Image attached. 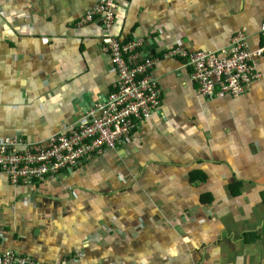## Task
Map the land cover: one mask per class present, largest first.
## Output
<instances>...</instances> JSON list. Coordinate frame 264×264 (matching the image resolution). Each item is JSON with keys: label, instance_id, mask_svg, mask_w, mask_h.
Returning a JSON list of instances; mask_svg holds the SVG:
<instances>
[{"label": "crops", "instance_id": "crops-1", "mask_svg": "<svg viewBox=\"0 0 264 264\" xmlns=\"http://www.w3.org/2000/svg\"><path fill=\"white\" fill-rule=\"evenodd\" d=\"M107 31L154 58L158 109L116 149L15 186L0 174V253L29 264H264V56L239 96L197 93L175 47L260 44L264 0H118ZM95 0H0V138L78 123L116 74ZM135 58V59H136ZM31 264V263H30Z\"/></svg>", "mask_w": 264, "mask_h": 264}, {"label": "built area", "instance_id": "built-area-1", "mask_svg": "<svg viewBox=\"0 0 264 264\" xmlns=\"http://www.w3.org/2000/svg\"><path fill=\"white\" fill-rule=\"evenodd\" d=\"M117 1L95 0L78 21L79 25L98 21L104 30L100 35L101 47L116 74L111 91L103 103L78 123L44 140L0 138V174L6 175L11 184L28 187L61 172L73 171L83 161L116 149L132 134L137 121L150 118L158 109L162 97L151 73L154 58L145 54L137 60L142 40H121L107 32L115 18ZM259 37L260 44L252 48L248 34L240 30L221 50L175 47L171 55L181 57L182 65L190 69L198 94L208 98L236 97L260 77L256 67L264 55V22ZM22 263L26 261L13 252L0 253V264Z\"/></svg>", "mask_w": 264, "mask_h": 264}, {"label": "trees", "instance_id": "trees-1", "mask_svg": "<svg viewBox=\"0 0 264 264\" xmlns=\"http://www.w3.org/2000/svg\"><path fill=\"white\" fill-rule=\"evenodd\" d=\"M263 56H264V55H263ZM263 56H262V57H263ZM256 70L260 73V77L257 78V79H255V80L253 81V83L256 82L257 80H259V79L261 78V72H260V69H259V63L257 64ZM253 83H252V84H253ZM252 84H251V85H252ZM248 88H249V87H248ZM248 88H247V89H248ZM247 89H246V90H247ZM246 90H245V91H246ZM245 91H244V92H245ZM244 92H243V93H244Z\"/></svg>", "mask_w": 264, "mask_h": 264}]
</instances>
